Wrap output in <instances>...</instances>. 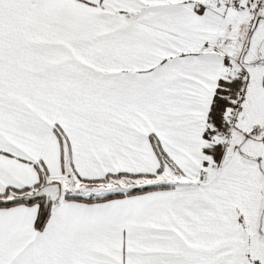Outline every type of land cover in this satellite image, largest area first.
Wrapping results in <instances>:
<instances>
[{"label": "snow or ice", "instance_id": "snow-or-ice-1", "mask_svg": "<svg viewBox=\"0 0 264 264\" xmlns=\"http://www.w3.org/2000/svg\"><path fill=\"white\" fill-rule=\"evenodd\" d=\"M0 264H264V0H0Z\"/></svg>", "mask_w": 264, "mask_h": 264}]
</instances>
